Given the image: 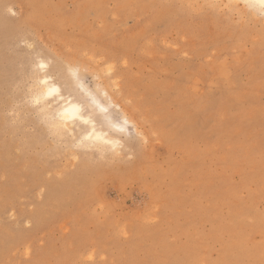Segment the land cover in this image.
<instances>
[{
	"label": "rangeland",
	"instance_id": "obj_1",
	"mask_svg": "<svg viewBox=\"0 0 264 264\" xmlns=\"http://www.w3.org/2000/svg\"><path fill=\"white\" fill-rule=\"evenodd\" d=\"M257 6L0 0V264H264ZM41 76L128 136L68 133Z\"/></svg>",
	"mask_w": 264,
	"mask_h": 264
},
{
	"label": "bare ground",
	"instance_id": "obj_2",
	"mask_svg": "<svg viewBox=\"0 0 264 264\" xmlns=\"http://www.w3.org/2000/svg\"><path fill=\"white\" fill-rule=\"evenodd\" d=\"M39 65H40V63H39ZM43 65H45V64H43ZM39 80L40 81H38L39 83H37V84H39L40 86L38 89V85H37L38 90L35 92V94H36L35 96L41 100H38V99H35V100L36 101L37 100L42 101L41 103L45 102L43 105V111L44 110L48 111V108L50 107V111H53L56 113V116L59 118V121H61L60 122L61 126H63L64 129L68 130V133L70 131L72 134V131H73L72 127L73 126H81V124H82V125L87 126L89 128V130L86 133H84L82 136L83 140H85L84 141L85 143H87V144L92 143L94 145L96 144L97 146H95V147L103 146V147H109L112 149L115 148L119 144L118 139L114 136H117V135H123L124 137L128 136L129 132H127V129H126L127 128L126 125L128 124V122H126V125L121 126V125L115 124V122L109 121V122H106V124H105L106 128H107L106 132H104L102 130H98L96 127L97 125H96L95 121L92 120L89 117V115L84 114L83 108L81 107V105L78 102H76L75 100H73L71 98L65 99V97L62 96V94H61L62 91H60V88L57 86V84L56 85L54 84V82H53L54 80H52L49 76H41ZM53 89H55L56 91L53 92V95L49 96L48 93L50 91H52ZM56 97H58V102H60V103L51 107L50 104H51L52 100H53V102L57 100ZM94 101L98 105V110H96V111L99 114H102L105 118H108V120H110L109 115H108L109 112H106L107 107L105 105H103L96 98H94ZM54 104H55V102H54ZM68 107L78 108L79 109V112H78L79 118L63 120L61 118V113ZM47 111H45V112H47ZM54 124H55V122H54ZM107 131L109 132V134L107 133Z\"/></svg>",
	"mask_w": 264,
	"mask_h": 264
},
{
	"label": "snow or ice",
	"instance_id": "obj_3",
	"mask_svg": "<svg viewBox=\"0 0 264 264\" xmlns=\"http://www.w3.org/2000/svg\"><path fill=\"white\" fill-rule=\"evenodd\" d=\"M249 6H255L258 5L259 8L264 11V0H248ZM41 67H44L42 64ZM46 83V82H45ZM56 90L53 89L48 93L49 96L53 95V92ZM79 109L76 107H68L66 108L62 113H61V118L63 120H68V119H77L79 118L78 116Z\"/></svg>",
	"mask_w": 264,
	"mask_h": 264
}]
</instances>
